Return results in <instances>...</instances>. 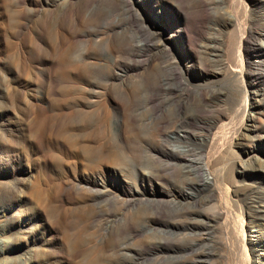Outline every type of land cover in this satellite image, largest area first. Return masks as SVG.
Returning <instances> with one entry per match:
<instances>
[{
  "label": "rangeland",
  "instance_id": "374dc122",
  "mask_svg": "<svg viewBox=\"0 0 264 264\" xmlns=\"http://www.w3.org/2000/svg\"><path fill=\"white\" fill-rule=\"evenodd\" d=\"M263 52L264 0H0V264H264Z\"/></svg>",
  "mask_w": 264,
  "mask_h": 264
},
{
  "label": "bare ground",
  "instance_id": "6f19581e",
  "mask_svg": "<svg viewBox=\"0 0 264 264\" xmlns=\"http://www.w3.org/2000/svg\"><path fill=\"white\" fill-rule=\"evenodd\" d=\"M153 25H154V27L156 28L157 27V25H156V21H154V23H153ZM175 32V33H174ZM181 35V30H179L178 28H176V30H171L170 31V33H169V35H167V37H174V36H180ZM263 54H264V52H263ZM263 63H264V58H263V60H261ZM115 78V77H114ZM96 81H98V80H96ZM95 81V82H96ZM78 83V82H77ZM101 83H104V82H101ZM141 83V82H140ZM79 84V83H78ZM88 84V83H87ZM142 84V83H141ZM143 84H145V87H147V85H148V81H146V80H144V83ZM73 85H75V84H73ZM93 85V84H92ZM90 86V85H89ZM88 86V87H89ZM99 86V85H98ZM68 87V86H67ZM81 87H83V85L81 86ZM100 87V86H99ZM91 88L93 89V87L91 86ZM91 88L88 90V95H93L94 96V94H96L97 95V93H98V91H93V90H91ZM105 88V87H104ZM132 88H133V86L131 87V90H132ZM87 89V88H86ZM120 89H122V88H120ZM140 89L141 90H144L143 89V86H140ZM104 90V89H103ZM109 91V90H108ZM100 93V92H99ZM139 93V92H138ZM103 94H104V92H103ZM122 94L124 95V98H125V100H127V101H130L131 100V93L129 92V91H127V90H125V89H122ZM87 95V94H86ZM99 95V94H98ZM119 95V94H118ZM102 96V95H101ZM106 96H107V93H106ZM105 96V98H107ZM104 97V96H103ZM87 98V97H86ZM118 98V97H117ZM107 99H109V97L107 98ZM119 99V98H118ZM96 100V99H95ZM100 100V99H99ZM122 100V99H121ZM142 100V99H141ZM87 101V100H86ZM126 101V102H127ZM120 102V101H119ZM122 102V101H121ZM87 103V102H86ZM139 103H140V101H139ZM104 104V103H103ZM133 104V103H132ZM140 104H143L144 106H149L150 108H151V115H153V114H155V110H154V107H153V98L150 96V95H148L146 98H145V100H144V102L143 103H140ZM60 105V112L58 113V114H56L55 115V117L57 118V119H60L61 117H63V118H68V119H72V123H71V125L70 126H67L66 127V129H67V131L69 132L70 131V136L72 137V139H73V143H74V148H75V155L76 156H81L82 158H83V156L85 157V156H87V154H86V148H88V149H91V147H89V146H87V145H85V138H86V136H88V135H90V134H92L93 133V131H94V129H95V124L97 123L98 124V122L100 121L99 120V118H97V120H96V122L95 121H92V118L88 115L89 114V112H90V110H89V112L88 111H86L85 110V108L87 107H83L82 105H76L75 104V102H73V101H71L70 102V100H69V102H68V100L67 99H65L64 100V102H63V104H62V101H61V104H59ZM70 105V106H69ZM116 106V105H115ZM114 106V107H115ZM77 107V108H76ZM112 107V106H111ZM148 107V108H149ZM180 107H181V105L178 103L177 105H176V111L177 112H179V110H180ZM142 109V108H141ZM63 110H68V111H66V113H64L63 112ZM114 110H115V112L117 111V113L119 114V113H121V114H123L124 113V111H123V109L120 107V108H118V107H116V108H114ZM85 113V114H84ZM97 113V112H96ZM79 114H84V117L82 116V119L79 117ZM95 115V114H94ZM98 115V114H97ZM126 115V114H125ZM124 115V116H125ZM78 116V117H77ZM92 116V115H91ZM107 116V115H106ZM148 116H150V114L148 115ZM98 117H99V115H98ZM105 117V116H104ZM110 117V116H109ZM102 118V117H101ZM108 118V117H107ZM112 118V117H111ZM153 118V117H152ZM119 119V118H118ZM148 120V119H147ZM154 120H158L157 122L159 123L160 121H161V119H158V118H154ZM130 121V120H129ZM151 121V120H150ZM109 123V122H108ZM132 124V123H131ZM145 125V124H144ZM153 125V124H152ZM117 126V125H116ZM150 126V125H149ZM210 127H213V125L212 124H210ZM116 128V127H115ZM114 130V129H113ZM154 131H156V130H154ZM177 132V131H176ZM165 133H167V132H165ZM164 133V134H165ZM178 133V132H177ZM176 133V134H177ZM163 134V135H164ZM175 134V135H176ZM166 135V134H165ZM168 135V134H167ZM161 136V135H160ZM177 137H174V136H170L171 138L173 137V139H179V140H182L183 139V137L181 136V134H177L176 135ZM163 137V136H162ZM167 137V136H166ZM161 138V137H160ZM162 139V138H161ZM169 138H167V140H168ZM4 140V139H3ZM163 140V139H162ZM164 140H165V138H164ZM179 140H178V142H179ZM123 141V140H122ZM124 143V142H123ZM199 144H204V142L203 141H201V140H199ZM93 147V146H92ZM165 151V150H164ZM168 152H170V154L176 159V160H178V161H183L184 162V160H186V154H185V152H186V150H185V148L184 147H180V146H174V147H172ZM65 153V152H64ZM66 154V153H65ZM166 155V154H165ZM85 159V158H84ZM171 159V158H170ZM90 160V159H89ZM198 167H200V166H198ZM203 167V166H202ZM201 167V168H202ZM204 167H206L207 168V166H204ZM243 169V168H242ZM202 172L204 173V177L202 178V181H200V183H198L197 184V188L196 189H198V195L196 194H191V193H187V192H185V194L184 193H181V196L184 198V199H188V198H192V199H196L197 198V196H198V198L201 200V201H210V196H209V193L211 194V192H212V188H213V186H214V179H213V177H211L209 174H208V172L206 171V169L205 168H202ZM189 171H193L192 169L190 170L189 169ZM98 185L103 189V191H101V193H103V194H105V193H107L108 191L107 190H105V188H106V186H105V183H98ZM215 189V188H214ZM100 192V191H99ZM193 200V201H194ZM177 204V203H176ZM143 213V212H142ZM187 215V217H188V220H192V218L190 217V213H187L186 214ZM121 216V215H120ZM249 216H250V218H252L253 220H255V222L257 223V225H259V226H261V227H264V204H262V202L261 203H257L255 206H253V209H252V211L249 213ZM119 220V219H118ZM121 220H123V219H121ZM112 221V220H111ZM124 221V220H123ZM109 222V221H108ZM150 223V222H149ZM106 224V223H105ZM104 224V225H105ZM243 224V223H242ZM129 225V224H128ZM110 226H111V224H110ZM112 226H113V224H112ZM124 226H125V223H124ZM106 228H108V227H106ZM104 228H102V230H103ZM107 230V229H106ZM142 230L143 231H147V229H146V227H142ZM103 232H104V230H103ZM253 232V231H252ZM170 233V232H169ZM244 234V233H243ZM243 237V236H242ZM103 238H106V236H103L102 235V237H101V240L103 239ZM100 240V241H101ZM248 243H251V246H253L254 247V249L256 250V251H260L263 255H264V235L262 236V237H259V236H257L256 238H252L251 236L248 238V240H246ZM151 251L152 252H154V253H157V254H159V253H162L163 252V248L160 246V245H153V247L151 248ZM149 252V251H148Z\"/></svg>",
  "mask_w": 264,
  "mask_h": 264
}]
</instances>
